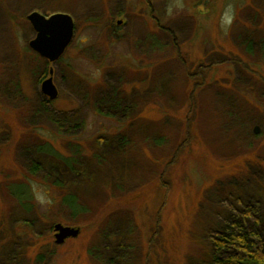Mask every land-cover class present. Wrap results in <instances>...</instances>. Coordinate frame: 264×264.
Returning <instances> with one entry per match:
<instances>
[{"label":"rangeland","instance_id":"374dc122","mask_svg":"<svg viewBox=\"0 0 264 264\" xmlns=\"http://www.w3.org/2000/svg\"><path fill=\"white\" fill-rule=\"evenodd\" d=\"M152 4L0 0V264H207L251 199L264 228V0ZM34 11L76 24L47 109Z\"/></svg>","mask_w":264,"mask_h":264},{"label":"trees","instance_id":"16d2710c","mask_svg":"<svg viewBox=\"0 0 264 264\" xmlns=\"http://www.w3.org/2000/svg\"><path fill=\"white\" fill-rule=\"evenodd\" d=\"M105 104L104 108H111L109 103ZM43 106L47 109V105ZM97 110L103 113L99 108ZM66 162L70 166L76 164L73 159ZM38 169L35 167L33 172ZM243 172L240 170L235 179L242 178ZM65 200L67 208L75 214L84 211L74 197ZM233 210L220 230L210 235L205 249L208 254L207 264H264V228L252 199Z\"/></svg>","mask_w":264,"mask_h":264},{"label":"water","instance_id":"95a60500","mask_svg":"<svg viewBox=\"0 0 264 264\" xmlns=\"http://www.w3.org/2000/svg\"><path fill=\"white\" fill-rule=\"evenodd\" d=\"M28 20L37 33L36 39L30 43L31 48L42 58L48 59L52 63L59 60L74 37L72 17L68 14H54L47 18L38 12H33ZM41 91L50 101H55L59 95L52 78L42 83ZM255 133H259V131L255 130ZM54 231L57 245L64 244L68 239L77 238L81 233L78 228L62 224L54 225Z\"/></svg>","mask_w":264,"mask_h":264},{"label":"flooded vegetation","instance_id":"af4514ba","mask_svg":"<svg viewBox=\"0 0 264 264\" xmlns=\"http://www.w3.org/2000/svg\"><path fill=\"white\" fill-rule=\"evenodd\" d=\"M137 1H147V2H149L150 3V5L152 6L153 4H152V0H136V2ZM127 5V4H126ZM150 5H149V7H150ZM146 6V5H145ZM144 6V7H145ZM141 10H145V8H142ZM34 12H38V11H34ZM33 13V12H32ZM31 13V14H32ZM38 13H40V12H38ZM30 14V15H31ZM40 14H42V13H40ZM119 14H121V13H119ZM30 15H28L27 16V20H28V17L30 16ZM42 15H44V14H42ZM54 15V14H53ZM45 17H47V18H49V17H51L52 15H50V16H46V15H44ZM120 17L122 16V15H119ZM73 19V18H72ZM29 21V20H28ZM74 21V20H73ZM31 24V23H30ZM123 24V22L122 21H117L116 22V25H115V27H116V29H118V26L119 25H122ZM32 25V24H31ZM32 27H33V25H32ZM33 29H34V27H33ZM75 29H76V24H75V21H74V34H75ZM115 29V28H114ZM115 29V30H116ZM34 31H35V29H34ZM36 32V31H35ZM36 36H37V33H36ZM35 39H36V37H35ZM34 39V40H35ZM73 39H74V37H73ZM72 42H73V40H72ZM71 42V43H72ZM71 45V44H70ZM70 45L68 46V48L66 49V51H65V53L61 56V58L59 59V60H57L56 62H54V63H52V62H50L48 59H45V58H43V59H45L46 61H47V63L49 64V67L47 68V71H45V74H44V79H43V82L45 81V80H47V79H49V78H52L53 79V83H54V85L56 86V88H57V90H58V94L60 95V90H59V88H58V86H57V83H56V73H55V69H54V65L56 64V63H59V62H61L62 60H63V57H64V55L66 54V52L68 51V49L70 48ZM29 47L31 48V46H30V44H29ZM32 49V48H31ZM33 50V49H32ZM34 51V50H33ZM35 52V51H34ZM35 53H37V52H35ZM38 54V53H37ZM39 55V54H38ZM40 56V55H39ZM41 57V56H40ZM42 58V57H41ZM62 64H64L67 68H69L70 70L72 69V64H70V63H67V62H63ZM42 82V83H43ZM41 93H42V91H41ZM42 95H43V97L45 98V100H44V102H43V104L44 105H47V108L53 103V102H55L58 98H59V95H58V98L55 100V101H50L49 100V98L47 97V96H45L43 93H42ZM44 107V106H43ZM46 107H44V109H45Z\"/></svg>","mask_w":264,"mask_h":264}]
</instances>
